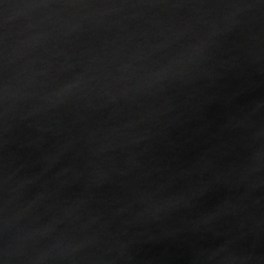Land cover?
<instances>
[{
    "label": "water",
    "instance_id": "95a60500",
    "mask_svg": "<svg viewBox=\"0 0 264 264\" xmlns=\"http://www.w3.org/2000/svg\"><path fill=\"white\" fill-rule=\"evenodd\" d=\"M0 264H264V0H0Z\"/></svg>",
    "mask_w": 264,
    "mask_h": 264
}]
</instances>
